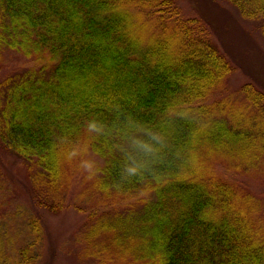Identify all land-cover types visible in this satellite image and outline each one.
Returning a JSON list of instances; mask_svg holds the SVG:
<instances>
[{
	"label": "trees",
	"instance_id": "16d2710c",
	"mask_svg": "<svg viewBox=\"0 0 264 264\" xmlns=\"http://www.w3.org/2000/svg\"><path fill=\"white\" fill-rule=\"evenodd\" d=\"M226 1L264 36V0ZM6 48L39 67L0 78V146L34 181L13 210L0 202V264H39L41 214L62 207L83 216L84 264H264L262 196L245 179L264 161V88L230 90L236 67L202 18L177 0H0ZM82 151L102 162L87 210L62 203ZM215 152L223 173L203 162Z\"/></svg>",
	"mask_w": 264,
	"mask_h": 264
},
{
	"label": "rangeland",
	"instance_id": "374dc122",
	"mask_svg": "<svg viewBox=\"0 0 264 264\" xmlns=\"http://www.w3.org/2000/svg\"><path fill=\"white\" fill-rule=\"evenodd\" d=\"M177 3L182 14L198 16L206 22L216 44L235 65L236 69L228 80L230 90H235L245 81H251L264 88L262 20L242 17L226 0H177ZM29 66L39 67V63L20 51L6 48L0 56V78L7 73ZM81 154L74 156L69 164L67 161L70 167H67L66 162L64 164L66 176L63 177L62 188L65 198L62 203L70 202L87 210L93 207L95 199L100 195V192L94 191L95 194L90 192L91 179L88 175L89 173L92 175V171L96 170L98 165H102V162L101 158L91 151H82ZM228 160L231 159L220 152L203 158L205 164L211 163V167L221 173L224 172L223 168ZM32 168L35 171L34 167ZM251 168V173L246 174L245 179L248 178L254 184H258V188H251L255 195L262 196L264 208V161L258 162ZM230 174L240 179L241 174L237 172ZM32 182L34 183L32 178L27 176V162L11 150L0 146V202L3 208L10 211L13 210L14 205L24 202ZM243 186L248 188L249 185ZM58 198L63 197L57 194L54 198L51 196V200ZM115 210L124 213L125 208ZM113 213L114 209H109L108 215L112 216ZM41 219L44 237L39 264H81L82 261L76 258L78 252L87 246V242L81 235V231L85 229L82 214L74 208L62 207L60 211L53 213L43 211ZM103 242L106 241L103 240Z\"/></svg>",
	"mask_w": 264,
	"mask_h": 264
}]
</instances>
